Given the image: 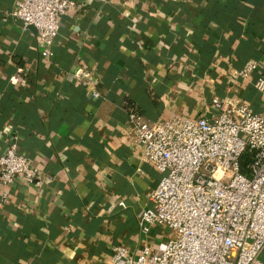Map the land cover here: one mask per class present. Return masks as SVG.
Here are the masks:
<instances>
[{
	"label": "crops",
	"instance_id": "1",
	"mask_svg": "<svg viewBox=\"0 0 264 264\" xmlns=\"http://www.w3.org/2000/svg\"><path fill=\"white\" fill-rule=\"evenodd\" d=\"M72 1L44 61L36 31L11 16L17 0H0V155L15 144L53 178L11 189L0 264H110L116 244L167 243L166 228H140L161 176L128 135V115L210 118L212 100L233 95L262 110L255 74L231 75L254 61L264 78V0Z\"/></svg>",
	"mask_w": 264,
	"mask_h": 264
},
{
	"label": "built area",
	"instance_id": "2",
	"mask_svg": "<svg viewBox=\"0 0 264 264\" xmlns=\"http://www.w3.org/2000/svg\"><path fill=\"white\" fill-rule=\"evenodd\" d=\"M75 6L72 0H17L11 16L24 32L36 31L41 57L47 61L54 56L61 18ZM257 70L250 61L231 76L249 80L255 74L253 86L263 96L264 78ZM74 79L84 87L92 84L82 70L75 71ZM262 101V110L255 112L237 96L214 98V115L184 121L160 123L138 113L128 115V135L144 148L145 162L161 176L140 228L145 235L154 226L166 228L170 239L135 253L116 244L110 264H263L264 97ZM246 151L253 158L243 173ZM52 179L11 145L0 155V212L18 180L40 189ZM119 205L126 208L124 202Z\"/></svg>",
	"mask_w": 264,
	"mask_h": 264
},
{
	"label": "trees",
	"instance_id": "3",
	"mask_svg": "<svg viewBox=\"0 0 264 264\" xmlns=\"http://www.w3.org/2000/svg\"><path fill=\"white\" fill-rule=\"evenodd\" d=\"M253 158V153L250 151H246V153L241 158V171L246 173V167L251 162Z\"/></svg>",
	"mask_w": 264,
	"mask_h": 264
},
{
	"label": "rangeland",
	"instance_id": "4",
	"mask_svg": "<svg viewBox=\"0 0 264 264\" xmlns=\"http://www.w3.org/2000/svg\"><path fill=\"white\" fill-rule=\"evenodd\" d=\"M165 232H166L168 235H169V233H170L168 230H166Z\"/></svg>",
	"mask_w": 264,
	"mask_h": 264
},
{
	"label": "water",
	"instance_id": "5",
	"mask_svg": "<svg viewBox=\"0 0 264 264\" xmlns=\"http://www.w3.org/2000/svg\"><path fill=\"white\" fill-rule=\"evenodd\" d=\"M30 29H33V28H30Z\"/></svg>",
	"mask_w": 264,
	"mask_h": 264
}]
</instances>
